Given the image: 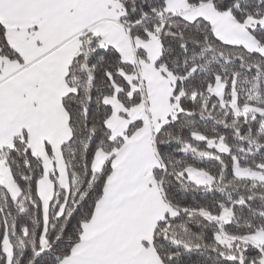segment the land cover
<instances>
[{
	"label": "snow or ice",
	"instance_id": "snow-or-ice-1",
	"mask_svg": "<svg viewBox=\"0 0 264 264\" xmlns=\"http://www.w3.org/2000/svg\"><path fill=\"white\" fill-rule=\"evenodd\" d=\"M0 264H264V0H0Z\"/></svg>",
	"mask_w": 264,
	"mask_h": 264
}]
</instances>
